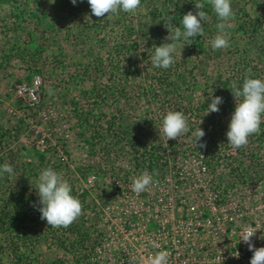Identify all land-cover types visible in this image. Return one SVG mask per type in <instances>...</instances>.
I'll use <instances>...</instances> for the list:
<instances>
[{
    "label": "rangeland",
    "instance_id": "374dc122",
    "mask_svg": "<svg viewBox=\"0 0 264 264\" xmlns=\"http://www.w3.org/2000/svg\"><path fill=\"white\" fill-rule=\"evenodd\" d=\"M197 2L141 0L135 13L97 18L88 0H0V166L14 170L0 176V264H19L18 256L21 264H129L133 236L125 221L133 220L136 196L130 183L144 171L172 185L208 159L217 174L241 164L248 176H264V143L255 137L264 122L248 145L233 149L221 131L227 119L207 114L221 82L231 78L236 85L249 68L252 78L264 77V0H232L229 47L219 50L211 41L220 21L204 0L210 17L204 34L191 45L178 41L170 68L151 64L168 35L161 19L175 16L173 25L182 27ZM35 77L40 100L30 104L16 91L33 86ZM170 110L189 116L190 132L178 139L159 132ZM199 127L204 148L192 135ZM49 166L73 191L87 193L86 233L75 253L60 247L59 236L72 239L76 231L56 233L37 210L35 187ZM158 190L154 183L139 198Z\"/></svg>",
    "mask_w": 264,
    "mask_h": 264
},
{
    "label": "built area",
    "instance_id": "2783aa9c",
    "mask_svg": "<svg viewBox=\"0 0 264 264\" xmlns=\"http://www.w3.org/2000/svg\"><path fill=\"white\" fill-rule=\"evenodd\" d=\"M40 84L35 77L33 86H18L16 96L36 104ZM208 161L195 162V171L180 172L172 185L170 178L156 183L159 193L148 200L136 194L133 220L125 221L133 236L129 258L163 249L168 264H250L253 252L240 241L249 227L259 228L252 242L264 247V177L217 174Z\"/></svg>",
    "mask_w": 264,
    "mask_h": 264
},
{
    "label": "clouds",
    "instance_id": "9594fccd",
    "mask_svg": "<svg viewBox=\"0 0 264 264\" xmlns=\"http://www.w3.org/2000/svg\"><path fill=\"white\" fill-rule=\"evenodd\" d=\"M71 2L76 5L77 0H71ZM50 3L54 4L55 0H50ZM207 3L211 5L220 21L216 25L218 32L211 41L212 48L213 50L227 48L229 47L230 34L226 29L231 27L230 22L234 18L232 0H207ZM88 4L92 15L103 18L105 14L110 17L118 15L121 11L135 13L141 7V0H88ZM204 8V0L195 3L196 11H188L183 15L182 27L173 25L172 21L175 17L172 15L161 19L168 30V35L164 37V42L160 46H155L154 54L150 58L153 67L170 68L176 62L177 42L182 39L187 42V45H191L195 37L204 34L203 24L210 19L208 13L203 10ZM253 75L252 69L249 68L245 74L242 88L233 85L231 89L236 104L226 136L228 144L233 149H240L248 145L249 137L259 133L261 124L264 122V77L252 78ZM48 94H53L52 89H48ZM210 99L211 103L208 104L207 114L219 112L223 98L212 96ZM159 132L168 140L178 139L190 132L189 116L181 110L168 111L163 117ZM205 134V131L200 127L192 132L196 138V147H206V143L200 142ZM13 171V167L9 163L0 166V176L5 173L11 175ZM154 183H158L154 179V175L144 171L131 178L130 190L139 195L147 191ZM35 189L39 198L37 210L41 213L40 219L46 220L52 228H67L82 215L83 204L79 196L73 195L70 182L64 178L61 172L54 170L51 166L41 170ZM33 206L36 207V204L34 203ZM258 229L249 227L241 234L240 241L248 245L249 250L253 252L250 264H264V247L256 248L252 242ZM260 239L264 240V235ZM236 257L239 258V253ZM168 259L169 252L162 249L147 257H132L129 264H168Z\"/></svg>",
    "mask_w": 264,
    "mask_h": 264
},
{
    "label": "trees",
    "instance_id": "16d2710c",
    "mask_svg": "<svg viewBox=\"0 0 264 264\" xmlns=\"http://www.w3.org/2000/svg\"><path fill=\"white\" fill-rule=\"evenodd\" d=\"M175 17V16H174ZM176 20V17H175ZM199 36L195 37V39H197ZM245 78H242L240 82H237L236 86L242 88L243 85V81ZM233 85H232V79L228 78L226 79L224 82H221V87L218 89V92L215 94L216 96H220L223 98V103L219 106L220 111L218 113V115L223 118V119H227V125H229L230 121H231V116L235 111V104H236V100L234 97V94L232 92ZM206 107V106H205ZM223 129V130H222ZM221 129L222 133H224V137L226 136V133L228 131V127H223ZM256 139H258V142H263L264 143V132L260 133L259 135L255 136ZM238 155H242V152ZM226 158V157H225ZM251 163H256L255 159H251ZM241 164H239L238 166H230L231 167V172L232 173H244L243 170L240 168ZM241 171V172H240ZM264 173V171H262ZM261 172H257L256 174H260ZM252 177H256V175H252ZM264 176H260L258 178H262ZM73 195H77L79 196L80 200L82 201V203H84V201L86 200V195L87 193L81 194L79 195L77 192H75V190L73 191ZM84 212V210H83ZM25 214V213H23ZM84 218V215L82 213V215L73 223L70 225L72 231H76L75 233H72V235H75V238H63V235H66L65 232H62V236L60 238L59 241V245L60 247L66 249H70L71 253H75L78 252L79 250H81L82 245L80 244V237H83L84 234L81 233H86L84 230V226L81 223V220ZM49 227H51L49 225ZM55 230V232L57 233V229L63 230L65 228L61 227V228H53ZM71 231V230H70ZM13 233V232H12ZM18 235V234H17ZM20 240H24V238H20ZM70 240V242H69ZM19 243L18 246L14 247V249H19ZM77 261H80L78 258L76 259ZM18 263L21 264V262L23 261V257L22 256H18ZM79 264V262H78Z\"/></svg>",
    "mask_w": 264,
    "mask_h": 264
}]
</instances>
